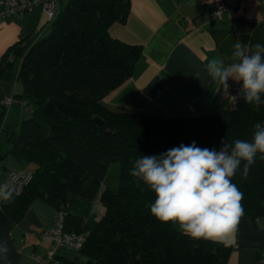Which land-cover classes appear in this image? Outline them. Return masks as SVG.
Returning a JSON list of instances; mask_svg holds the SVG:
<instances>
[{"label":"trees","instance_id":"trees-1","mask_svg":"<svg viewBox=\"0 0 264 264\" xmlns=\"http://www.w3.org/2000/svg\"><path fill=\"white\" fill-rule=\"evenodd\" d=\"M128 12L129 0H67L64 7L60 2L36 41L12 47L13 60L4 58L0 73L5 77L19 61L14 104L29 112L10 134L8 153L33 167L23 191L4 200L2 209L18 219L34 199H41L61 211L66 232L86 234L80 249L85 264H225L229 246L193 240L154 218V193L143 183L137 187L130 170L140 156L181 144L219 150L225 138L250 140L253 125L264 123V104L244 101L232 110L188 118L106 108L102 98L131 77L141 55L140 45L109 33ZM48 102L61 118L45 112ZM113 162L118 163L117 186H102ZM242 170L243 165L232 182L253 220L264 216V160L258 154L247 178ZM94 205L100 214L91 212Z\"/></svg>","mask_w":264,"mask_h":264},{"label":"crops","instance_id":"crops-1","mask_svg":"<svg viewBox=\"0 0 264 264\" xmlns=\"http://www.w3.org/2000/svg\"><path fill=\"white\" fill-rule=\"evenodd\" d=\"M217 1L129 0L126 19L112 24L109 33L140 45L141 55L131 77L106 94L103 105L114 112H140L160 118L198 117L228 108L230 95L240 85L230 80L228 95L212 83L204 69L211 57L230 55L237 40L264 44V0H234V8L208 22V12ZM44 18L37 7L22 17L0 21V68L12 47L36 41ZM18 68L16 59L9 77L0 73V98L17 91ZM13 109H18L17 115ZM25 110L16 101L8 112L6 132H0V182L9 172L31 171L33 167L8 153L10 134L16 132ZM56 213L41 199H34L18 219L0 209V242H7L8 264H40L38 260L51 253L52 244L42 240L41 233L54 225ZM229 247L225 264H258V254L264 248V216L252 220L244 214ZM86 261L80 251L58 247L48 264ZM0 264L5 262L0 260Z\"/></svg>","mask_w":264,"mask_h":264},{"label":"clouds","instance_id":"clouds-1","mask_svg":"<svg viewBox=\"0 0 264 264\" xmlns=\"http://www.w3.org/2000/svg\"><path fill=\"white\" fill-rule=\"evenodd\" d=\"M204 71L220 90L229 94V81L240 85L234 104H264V44L237 40L230 55L213 56ZM264 160V123L253 125L250 140L221 141L219 150L181 144L159 155H142L130 170L137 187L146 185L155 196L150 213L163 224L171 223L193 240L231 245L245 211L243 193L233 183L241 170L247 178L256 158ZM0 198L10 201L12 192L0 186ZM0 260L8 264V245L0 242Z\"/></svg>","mask_w":264,"mask_h":264},{"label":"built area","instance_id":"built-area-1","mask_svg":"<svg viewBox=\"0 0 264 264\" xmlns=\"http://www.w3.org/2000/svg\"><path fill=\"white\" fill-rule=\"evenodd\" d=\"M61 0H0V21L8 17H22L25 13L32 11L39 7L44 14V25L37 29V37L43 32V28L53 20L56 15ZM236 6L234 0H220L213 4L211 10L208 12V22L220 19L223 14L228 12L231 8ZM7 59L13 60L12 54ZM238 95V89L232 96ZM238 101V100H237ZM237 101L234 104L232 97L230 98L228 108L235 109ZM13 95H8L0 98V132L3 130L8 112L14 105ZM30 171L9 172L0 182V186H6L12 192V197L19 195L26 184L31 179ZM3 199L0 198V209H2ZM42 240H48L52 244V251L47 256L40 258V264H48L52 258L53 252L58 247H67L75 251H80L85 240V233L66 232L64 230V214L61 211L56 213L54 225L41 233ZM258 264H264V248L258 254Z\"/></svg>","mask_w":264,"mask_h":264},{"label":"rangeland","instance_id":"rangeland-1","mask_svg":"<svg viewBox=\"0 0 264 264\" xmlns=\"http://www.w3.org/2000/svg\"><path fill=\"white\" fill-rule=\"evenodd\" d=\"M62 6L64 7L65 4L67 3V0H61ZM17 64V61L16 63ZM15 68V66H14ZM12 112L17 115L18 114V109H13ZM21 112V111H20ZM28 111H24L23 113H21L20 119L22 117L27 118L28 117ZM20 122V121H19ZM19 129V124L16 128V131H18ZM117 176H118V163L117 162H113L110 163L109 168H108V172L104 178V181L102 183V186H108L109 188H115L117 186ZM92 209V207H91ZM91 212H94V214L98 215L100 214V207L98 205H94L93 209L91 210Z\"/></svg>","mask_w":264,"mask_h":264},{"label":"water","instance_id":"water-1","mask_svg":"<svg viewBox=\"0 0 264 264\" xmlns=\"http://www.w3.org/2000/svg\"><path fill=\"white\" fill-rule=\"evenodd\" d=\"M244 102L243 97H241L238 101H237V107L240 106L242 103ZM44 110L46 113L50 114L53 117L56 118H61L62 116L57 112V110L54 108L53 104L51 102H48L44 105ZM94 120L99 123L100 125H102L105 129H107V125L106 123L101 120L98 117H94Z\"/></svg>","mask_w":264,"mask_h":264}]
</instances>
